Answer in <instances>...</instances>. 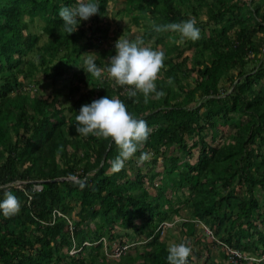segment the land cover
Returning <instances> with one entry per match:
<instances>
[{
    "label": "trees",
    "instance_id": "obj_1",
    "mask_svg": "<svg viewBox=\"0 0 264 264\" xmlns=\"http://www.w3.org/2000/svg\"><path fill=\"white\" fill-rule=\"evenodd\" d=\"M77 2L0 0V192L11 189L21 203L13 215L0 212V264H169L168 246L156 230L180 214L172 196L178 191L192 204L188 220L178 223L184 241L202 244L196 229L202 222L224 248L242 255L235 260L246 264L252 253L264 264V0H124L117 13L130 16L145 43L165 53L156 81L165 95L147 101L142 92L129 96L106 71L97 77L82 69L96 49L103 68L115 45L100 47L109 40L100 19L110 0H100L89 28L81 20L65 32L59 9ZM190 16L201 35L193 53L182 56L179 34L157 32L152 21ZM187 44L185 51L191 50ZM38 75L53 91L49 100L23 90ZM59 83L67 96L81 84L90 88L71 101L67 117L57 105L64 95ZM106 94L119 95L151 128L133 157L111 173L118 146L79 134L75 126L81 105ZM144 152L150 161L141 159ZM159 174L165 181L152 193L144 181L152 184ZM75 205L76 220L67 216ZM117 241L126 249L114 258ZM186 264H195L190 255Z\"/></svg>",
    "mask_w": 264,
    "mask_h": 264
},
{
    "label": "clouds",
    "instance_id": "obj_2",
    "mask_svg": "<svg viewBox=\"0 0 264 264\" xmlns=\"http://www.w3.org/2000/svg\"><path fill=\"white\" fill-rule=\"evenodd\" d=\"M99 5L100 0H78L73 5H63L58 15L62 18L65 32H74L81 20H86L98 13ZM152 25L157 32L168 30L178 33L177 42L186 38L197 40L201 35V29L194 16L164 24L152 21ZM87 54L82 61V69L97 77L106 71L115 84L127 86L124 91L129 96H136L138 92H142L147 101L150 96L154 95L159 98L165 95L164 89L158 88L156 83L158 74L164 65L165 53L163 50L146 44L142 35L134 39L121 35L115 41V54L108 57L103 68L97 64L93 53ZM173 81L174 77L169 76L168 83L172 84ZM75 121L79 134L104 137L118 146V154L111 161L113 171H119L125 166L126 161L133 157L141 144L147 140L151 131L148 121L130 112L127 104L119 95L106 94L90 103L82 104L76 112ZM148 155L147 152L141 153V159ZM37 184L39 185L37 190H40L41 185ZM20 207V199L14 191L6 189L0 192V212L4 215H13L19 211ZM180 220L186 221L188 217ZM174 222L176 221L168 223H173L171 226L173 227ZM197 224L202 225L208 230V234H211L210 229L202 222ZM160 236L162 237L161 234ZM167 251L169 264H186L191 248L186 241H173L168 245Z\"/></svg>",
    "mask_w": 264,
    "mask_h": 264
},
{
    "label": "rangeland",
    "instance_id": "obj_3",
    "mask_svg": "<svg viewBox=\"0 0 264 264\" xmlns=\"http://www.w3.org/2000/svg\"><path fill=\"white\" fill-rule=\"evenodd\" d=\"M123 2H124V0H110V2L108 3V7L106 9V12L101 16L100 21L105 22L108 25V29H109L108 30L109 40L104 41L103 44H101V46H100L101 49H103V50L109 49L110 47L115 45V41L121 35L127 36L130 39H134L136 36L141 35V33H142V28H140V25L139 26L134 25L132 23V21L130 20V16H124V14H118L117 13L118 11L122 10V8L124 7ZM260 10L261 11L264 10V4L261 5ZM92 16H90L86 20H83V22L87 28H89V26L94 23V21L92 22V19H93ZM199 20L202 21L201 24H203V22L206 20V15L201 14L199 17ZM140 22H142V20H140ZM144 23H145V21H144ZM100 25L103 26L102 24H100ZM205 28H206V35L208 36L209 28L206 26H205ZM171 38L174 39V37L172 35H171ZM178 40L179 39L176 40V44L180 45L181 51H183L182 56H184V55L190 56V54H192L194 51L193 43L198 41V39L197 40L185 39L183 41L177 42ZM150 43L151 42H149L148 44L150 45ZM187 43H191V50L185 51L184 49H186L188 47ZM157 49L161 50L162 48L158 47ZM95 51H99V50L96 49ZM95 51H92L90 53H93L92 55H94L96 58L97 53ZM177 51H178V49L175 50L174 53L175 54L178 53ZM175 60H178V58H176ZM105 61H107V60H105ZM186 63H189V60H187ZM106 73H103L102 75H104ZM37 80L38 81L36 82V84L31 83L30 84L31 86L23 88V90H25L27 93L37 94L38 96L42 97L43 99L49 100L51 98L50 95L53 94L52 89L50 88L49 85H47V83L44 81V79L41 75L37 76ZM67 82H68V84H70L69 79ZM224 84L226 87L228 86V83L224 82L223 85ZM58 88L63 91L64 95L59 96V98H58L59 102L57 105L59 106V108L62 109L63 114L66 117L68 116V108L67 107L69 105H71V101H73V100L75 101L79 97V95H81L83 93L85 94L90 89L89 87H85L84 85L81 84L79 86L78 92H74V94L67 96V89L63 88V83H59ZM245 120H246V118H245ZM228 133H229V131H228ZM198 150H199V148L193 149V156L191 158L192 162L196 161V155H198ZM71 151H72V149L70 147H68V152H71ZM150 159H151V157H150V155H148L146 157L145 161H150ZM88 162L93 164L94 160L93 159L91 161L88 160ZM137 162H138L137 160L134 161V164L136 165ZM61 163H59V164H61ZM148 163H150V162H148ZM142 164H143V161H142V163L138 162L137 166L142 167ZM154 165L156 167L155 169L157 171H159V168L162 165V162H160V160H158V163L156 162ZM127 168H128V166H127ZM131 168H132V170L128 169L127 172L129 174V176L131 178H133L134 175H136V173H135V168L133 165H131ZM148 169H149V166H146L144 171L148 172ZM112 171H113L112 168L107 169L108 173H111ZM68 179L74 180L75 178L69 177ZM148 181L147 180L144 181V186L147 187L149 189V191H151L152 193H157L156 190L160 189L162 187L164 181H165V175L164 174L157 175L154 178V182L152 184L148 183ZM36 189H39V185L36 186ZM184 193L187 194V191L184 190ZM172 196H173V198H175L178 201L175 204V206L178 207V209L180 210V214L178 216H176V214H174V213L172 214V219H173L172 221L177 222L174 225L175 227L174 226L170 227L171 226L170 225V226H168L169 228L167 227V229L163 232V234H161L163 237L160 240L165 242L167 244V246L173 241H175V242L184 241L183 236H181L182 235L181 231H182L183 227L181 225H178V223L182 222V220H180L181 218H183V217L187 218L188 217V215H189L188 213H190L189 208L191 209V207H189V206H192V204L188 205V203H185L184 195L182 194V191H178V192L174 193ZM74 204L75 203H73V202L71 203V205H74ZM78 211H79V207L77 205H75L73 210H71L70 214L67 216L73 217L76 220V219H78ZM54 213L57 216H63V214L61 212L54 211L53 214ZM53 218H54V216H53ZM177 218H179V219H177ZM138 223H141V222L139 221ZM67 224L68 225L71 224L69 220H67ZM90 225L91 226L94 225V221H92L90 223ZM196 227L195 228L198 230L197 233L201 234L199 239L203 245L196 242L195 239H192L190 241L192 243V244H189V246L191 248L190 256L193 258L195 264H242L243 262H245V260H242L241 262H239L238 260H235L232 256L234 254V250H228V249L224 248V245L220 244L219 243L220 241L215 238L214 232L213 233L211 232V234H208V230L206 228H203L202 225H200V226L196 225ZM205 230L207 231V233ZM183 231H185V230H183ZM214 231H215V229H214ZM234 231H236V230H234ZM129 233H130V231H129ZM144 237L145 236H143L142 238H144ZM117 246H118V241L112 245V250L115 251ZM131 246H134V244L132 243ZM262 249L263 248L259 249V251H261ZM107 253L110 254V252H108V251H107ZM245 253L248 254L247 252H245ZM198 255H199V257L197 259L196 257ZM225 255H226V257H225ZM260 255H262V254H260ZM207 256L209 258V261H205V258ZM227 256H228V258H227ZM250 256L251 257L246 256L248 259V262L246 264H260V262H259L260 259L257 256H255L252 253H250ZM114 258H117V257H114ZM210 260H211V262H210ZM262 262H264V259L262 260ZM120 264H125V262L123 261V263H122V261H121Z\"/></svg>",
    "mask_w": 264,
    "mask_h": 264
},
{
    "label": "built area",
    "instance_id": "obj_4",
    "mask_svg": "<svg viewBox=\"0 0 264 264\" xmlns=\"http://www.w3.org/2000/svg\"><path fill=\"white\" fill-rule=\"evenodd\" d=\"M172 226L173 225V223H167V222H163L159 227H158V229L156 230V232L158 231V232H160V234H163V232L167 229V227L168 226ZM170 226V227H171ZM169 228V227H168ZM126 249V247L124 246V247H119V246H117V248L115 249V251L113 250V252H112V255L111 256H114V257H119L120 255H121V253L124 251ZM232 256H236V257H241V255L238 253V252H236V251H234V254L232 255Z\"/></svg>",
    "mask_w": 264,
    "mask_h": 264
}]
</instances>
